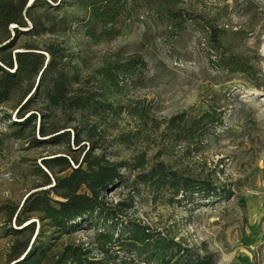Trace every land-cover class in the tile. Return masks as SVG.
<instances>
[{
	"label": "rangeland",
	"instance_id": "374dc122",
	"mask_svg": "<svg viewBox=\"0 0 264 264\" xmlns=\"http://www.w3.org/2000/svg\"><path fill=\"white\" fill-rule=\"evenodd\" d=\"M127 5L119 21L96 38L76 25L52 28L39 7L29 19L23 14L24 26L0 24V65L11 57L16 70L19 52L40 54L47 64L52 45L79 55L72 63L80 80L73 97L96 90L100 69L144 64L112 99L122 108L118 115L90 117L51 107L35 91L40 77L32 75L0 105V264H11L13 247L27 240L32 246L41 231L54 243L44 264H55L69 246L87 250L84 257L97 264H141L135 255L100 252L94 228L65 235L42 214L21 216L27 201L50 192L54 179L69 173L63 166L46 169L45 160L62 158L75 167L86 154L120 166L124 181L103 193V201L122 210L125 223L181 240L201 257H215L216 264H264V0H129ZM79 12L64 3L60 14ZM40 21L53 31L32 35ZM213 33L221 36L219 42L211 41ZM227 58L241 60L250 76L225 71ZM183 114L190 119L215 114L222 124L207 139L177 142L168 136L169 120ZM24 119L32 121L21 140L14 135ZM36 139L40 146L32 148ZM156 165L207 181L230 198L199 205L155 201L139 177ZM50 199L61 200L55 192Z\"/></svg>",
	"mask_w": 264,
	"mask_h": 264
},
{
	"label": "trees",
	"instance_id": "16d2710c",
	"mask_svg": "<svg viewBox=\"0 0 264 264\" xmlns=\"http://www.w3.org/2000/svg\"><path fill=\"white\" fill-rule=\"evenodd\" d=\"M29 1L0 0V24L6 27L24 26L26 23L23 22V14L26 13L29 19L32 10L39 7L46 10L49 16L47 22L52 23V28L56 23L67 29L76 25L88 38H96L103 36L110 25L119 21L118 19L127 10L129 0H35L28 8ZM64 3L69 7L78 8L79 15H61ZM176 22L179 24L184 21ZM52 28L46 27V24L40 21L35 24L31 34L36 36L48 34L53 31ZM220 37L213 33L211 41L217 43ZM46 52L50 54L47 64L40 54L19 52L16 57V70L11 57L8 61L1 60L3 66L0 65V105L9 102L12 94L23 85L26 77L32 75L40 77L35 91L40 90V94L46 98L51 107L75 110L90 117L118 115L122 112V108L112 102V99L123 93L128 82L138 76L143 64L137 60L122 66L113 65L100 69L97 72L99 83L96 90L86 96L73 97L72 87L74 84H79L80 80L77 67L72 63L79 55L68 54L66 49L56 45L49 46ZM221 66L231 74L250 76L244 63L236 58H227L226 63ZM31 121L32 119H24L17 123L21 129L14 137L24 139L26 131L31 127ZM221 124L222 120L215 114H204L195 119L183 114L169 120L168 136L177 142L207 139ZM40 143L36 139L31 141L30 145H33L32 148H37ZM142 163L140 161L136 164L140 166ZM44 166L48 170L55 166H63L64 172L69 171V173L65 177L54 179L55 185L50 192L39 193L27 201L21 216L26 213L42 214L41 216L45 217L52 226L60 228L56 231L65 235L94 228L96 230L94 242L100 252L109 254L110 251L117 250L126 255H135L141 264H216L215 257H201L195 249L186 246L181 240L177 241L161 231L152 230L135 222L125 223L122 210L110 208L105 204L103 193L124 181L119 165H108L103 159L86 154L81 164L76 160L75 167L62 158L45 160ZM45 178L46 184L52 186L47 174ZM139 182L149 190L155 201L162 200L168 203L187 202L199 205L201 200L208 201L215 197L229 199L231 194L214 188L207 181L181 177L163 165H156L151 172L141 175ZM53 192L61 200L50 199V194ZM14 234L20 236L22 232L16 231ZM32 234H35L34 229ZM52 238L51 235L41 231L32 246L29 240L25 244L17 243L9 258L11 264L46 263L54 247ZM87 253V250L82 251L69 246L55 264H97L84 257Z\"/></svg>",
	"mask_w": 264,
	"mask_h": 264
}]
</instances>
